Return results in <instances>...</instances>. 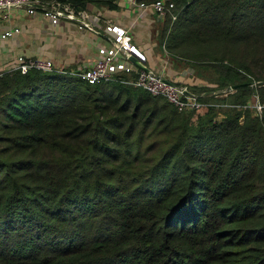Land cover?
Listing matches in <instances>:
<instances>
[{"label": "trees", "instance_id": "trees-1", "mask_svg": "<svg viewBox=\"0 0 264 264\" xmlns=\"http://www.w3.org/2000/svg\"><path fill=\"white\" fill-rule=\"evenodd\" d=\"M174 1L162 45L216 74L195 92L264 103V0ZM128 78L0 73V264H264V110L179 112Z\"/></svg>", "mask_w": 264, "mask_h": 264}, {"label": "crops", "instance_id": "crops-1", "mask_svg": "<svg viewBox=\"0 0 264 264\" xmlns=\"http://www.w3.org/2000/svg\"><path fill=\"white\" fill-rule=\"evenodd\" d=\"M78 13L59 16L53 23L42 9L34 13L20 6L0 9V73L10 71L18 56L49 60L61 71L86 70L97 60L98 49L111 46L115 39L106 26L118 25L126 29L131 43L144 54L143 63L150 71L192 91L217 85L216 75L214 82L207 84L194 73V67L166 51L161 43L164 18L151 6L90 2ZM14 27L19 31L11 36L5 34Z\"/></svg>", "mask_w": 264, "mask_h": 264}, {"label": "built area", "instance_id": "built-area-1", "mask_svg": "<svg viewBox=\"0 0 264 264\" xmlns=\"http://www.w3.org/2000/svg\"><path fill=\"white\" fill-rule=\"evenodd\" d=\"M112 1L126 2L142 7L151 6L157 15L162 18L167 14L171 15L172 20L176 17V14L172 11L175 6L174 0H155L150 3H145L140 0ZM39 5V0H0V9L20 6L24 7L29 13H34L42 9L43 12L51 18L53 23H56L59 16L62 15H79L78 11L75 12L69 4L54 2L49 5H41V7H39ZM79 27H82V25H79ZM106 29L115 35L112 45L100 47L98 49V58L95 63L86 70L77 71V74L89 83L110 80L118 74H126L129 75V78L124 80L126 83L144 89L153 96L163 98L179 112L198 110L208 106H236L239 109H248L253 115L260 116L262 114L264 103L259 100L256 93L251 94L243 103L217 102L213 99H204L202 95L205 93L200 95L190 90L187 86L169 80L155 72L135 68L134 65L128 61V56L133 54L140 61H145V56L133 43H131L130 39L127 37L126 29L118 25H109L106 26ZM18 31L19 28L14 27L5 31V34L11 36ZM30 68H37L43 71L55 69L52 62L49 60L18 56L10 70L26 72ZM225 94L227 93H224V95Z\"/></svg>", "mask_w": 264, "mask_h": 264}, {"label": "rangeland", "instance_id": "rangeland-1", "mask_svg": "<svg viewBox=\"0 0 264 264\" xmlns=\"http://www.w3.org/2000/svg\"><path fill=\"white\" fill-rule=\"evenodd\" d=\"M194 73L197 75H200L202 79L206 80L207 84L208 83H212L214 82V75L215 72H213L212 70H209V69H202V68H196ZM216 116V117H222L223 116V110H217L215 111V113H212V112H200L198 114H194L192 117H191V120H190V129H195L198 124L202 121V119H204V116Z\"/></svg>", "mask_w": 264, "mask_h": 264}, {"label": "water", "instance_id": "water-1", "mask_svg": "<svg viewBox=\"0 0 264 264\" xmlns=\"http://www.w3.org/2000/svg\"><path fill=\"white\" fill-rule=\"evenodd\" d=\"M39 7H41V5H39ZM128 61L132 64H134L135 66H137L138 68L144 69L146 71H150L143 63V61H140L138 58H136L133 54L128 56ZM257 84V81H251V82H242V83H234V84H230L225 88L222 89H212L207 91V94H224V93H228L231 91H234L236 89L239 88H243V87H248V86H252Z\"/></svg>", "mask_w": 264, "mask_h": 264}]
</instances>
